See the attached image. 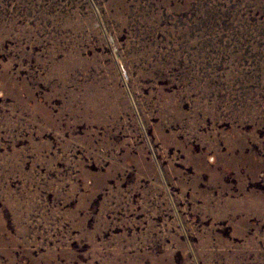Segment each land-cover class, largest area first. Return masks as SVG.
<instances>
[{
  "label": "rangeland",
  "instance_id": "374dc122",
  "mask_svg": "<svg viewBox=\"0 0 264 264\" xmlns=\"http://www.w3.org/2000/svg\"><path fill=\"white\" fill-rule=\"evenodd\" d=\"M0 264H264V0H0Z\"/></svg>",
  "mask_w": 264,
  "mask_h": 264
}]
</instances>
